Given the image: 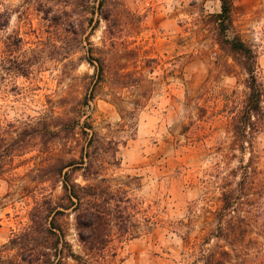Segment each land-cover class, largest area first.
<instances>
[{
  "label": "rangeland",
  "instance_id": "obj_1",
  "mask_svg": "<svg viewBox=\"0 0 264 264\" xmlns=\"http://www.w3.org/2000/svg\"><path fill=\"white\" fill-rule=\"evenodd\" d=\"M231 3L235 29L230 36L238 35L255 51L264 81V0ZM220 11V0H114L118 14L114 52L121 55L119 61L125 62V47L138 51L143 61H155L152 70H145L155 83L154 90L136 114L137 134L121 147V167L114 171L116 176L141 178L138 195L155 223L150 231L119 246L115 264H192L194 258L183 241L186 225L193 210L201 215L202 207L215 210L218 206V180L212 175L217 165L224 168L222 172L228 169L223 155L231 139L230 110L240 107L247 93L245 72L217 43L213 15ZM0 14L4 15L0 25L6 21L5 14L9 15L8 27L0 30V129L27 117L78 111L95 72L85 61L87 42L81 41L70 57L59 58L50 46L44 15L34 4L0 0ZM95 25L96 21L91 24L81 18V35L89 34ZM105 30L104 21L97 24L90 37L95 47L103 45ZM17 35L24 39L26 53L5 50L2 41L12 38L10 43L16 49ZM23 59L41 63L33 66L28 78L17 73ZM126 64L130 71L143 66L136 60ZM123 97L126 101L132 98L128 92ZM109 99L104 86L88 109L90 122L102 134L108 127L117 129L121 122ZM256 143L264 170V133ZM35 155L18 159L12 174L0 179V245L29 223L34 200L26 174L36 163ZM241 158L238 154L231 167H237ZM195 221L192 238L198 234L201 218ZM68 239L81 254L73 226ZM67 264L77 263L69 260Z\"/></svg>",
  "mask_w": 264,
  "mask_h": 264
},
{
  "label": "trees",
  "instance_id": "obj_2",
  "mask_svg": "<svg viewBox=\"0 0 264 264\" xmlns=\"http://www.w3.org/2000/svg\"><path fill=\"white\" fill-rule=\"evenodd\" d=\"M220 2V13L213 15L218 26L217 43L245 72L247 93L242 105L230 110L231 139L223 155L228 169L222 172L224 168L217 165L212 175L218 180V206L215 210L202 207L201 215L193 210L183 241L194 258L192 264H264V170L256 145L258 135L264 133V81L255 51L238 35L230 36L235 29L231 0ZM25 3L34 4L44 15L56 57H70L79 50L81 41L87 42L85 61L95 72L92 87L78 111L64 116L52 112L27 117L0 129V179L12 174L18 159L36 153L32 157L36 163L26 174L27 189L34 200L29 223L13 231L8 242L0 245V264H67L69 260L77 264H115L119 246L150 231L155 223L138 195L141 178L116 176L114 172L121 167V147L137 134L136 114L154 90L155 83L145 70H152L155 61H143L138 51L127 47L122 53L125 62L119 61L121 55L114 52L118 45L114 0ZM5 18L0 30L9 25V15L5 14ZM81 18L91 24L96 21L87 35H81ZM101 21L106 23L103 45L95 47L90 37ZM11 39L2 41L6 51L26 53L20 35L14 38L16 49ZM129 60L143 66L130 71L126 64ZM34 62L21 60L18 75L28 78L33 66L41 65ZM104 86L110 96L108 103L118 110L121 122L117 129L108 127L102 134L90 122L88 109ZM124 92L131 93L130 101L125 100ZM122 134L127 140L122 139ZM238 154L242 158L232 168ZM197 218L201 222L198 234L192 238ZM71 226L81 244V254L74 251L68 239Z\"/></svg>",
  "mask_w": 264,
  "mask_h": 264
}]
</instances>
